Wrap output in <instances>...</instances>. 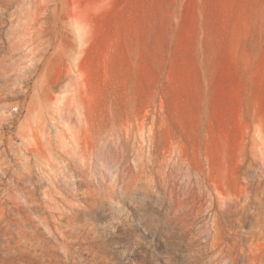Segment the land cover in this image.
Segmentation results:
<instances>
[{
  "label": "rangeland",
  "instance_id": "rangeland-1",
  "mask_svg": "<svg viewBox=\"0 0 264 264\" xmlns=\"http://www.w3.org/2000/svg\"><path fill=\"white\" fill-rule=\"evenodd\" d=\"M0 264H264V0H0Z\"/></svg>",
  "mask_w": 264,
  "mask_h": 264
}]
</instances>
